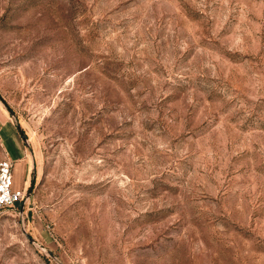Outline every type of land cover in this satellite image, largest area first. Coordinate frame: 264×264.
I'll list each match as a JSON object with an SVG mask.
<instances>
[{
    "label": "rangeland",
    "instance_id": "obj_1",
    "mask_svg": "<svg viewBox=\"0 0 264 264\" xmlns=\"http://www.w3.org/2000/svg\"><path fill=\"white\" fill-rule=\"evenodd\" d=\"M3 158L0 264H264V0H0Z\"/></svg>",
    "mask_w": 264,
    "mask_h": 264
},
{
    "label": "built area",
    "instance_id": "obj_2",
    "mask_svg": "<svg viewBox=\"0 0 264 264\" xmlns=\"http://www.w3.org/2000/svg\"><path fill=\"white\" fill-rule=\"evenodd\" d=\"M22 196V192L13 187V164L8 158L0 159V213L8 209Z\"/></svg>",
    "mask_w": 264,
    "mask_h": 264
},
{
    "label": "water",
    "instance_id": "obj_3",
    "mask_svg": "<svg viewBox=\"0 0 264 264\" xmlns=\"http://www.w3.org/2000/svg\"><path fill=\"white\" fill-rule=\"evenodd\" d=\"M9 112H10V114H12V115H13L12 111H10V110H9Z\"/></svg>",
    "mask_w": 264,
    "mask_h": 264
}]
</instances>
